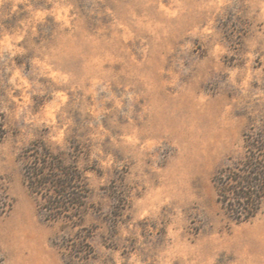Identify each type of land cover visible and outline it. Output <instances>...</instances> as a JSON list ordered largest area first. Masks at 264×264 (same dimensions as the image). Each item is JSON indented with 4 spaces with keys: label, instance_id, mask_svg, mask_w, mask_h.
<instances>
[{
    "label": "rangeland",
    "instance_id": "1",
    "mask_svg": "<svg viewBox=\"0 0 264 264\" xmlns=\"http://www.w3.org/2000/svg\"><path fill=\"white\" fill-rule=\"evenodd\" d=\"M263 126L264 0H0V264H264L213 181ZM37 138L80 153L79 224L25 182Z\"/></svg>",
    "mask_w": 264,
    "mask_h": 264
},
{
    "label": "trees",
    "instance_id": "2",
    "mask_svg": "<svg viewBox=\"0 0 264 264\" xmlns=\"http://www.w3.org/2000/svg\"><path fill=\"white\" fill-rule=\"evenodd\" d=\"M244 141V158L221 168L213 178L222 209L238 223L253 220L264 207V126L246 132ZM75 151L55 149L44 138L25 149V182L46 219L79 224L84 218L91 186ZM13 204L0 184V215Z\"/></svg>",
    "mask_w": 264,
    "mask_h": 264
}]
</instances>
